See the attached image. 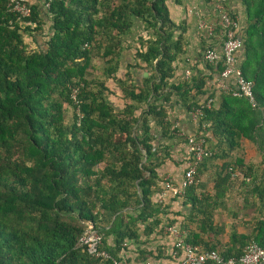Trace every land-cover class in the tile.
Segmentation results:
<instances>
[{"label": "trees", "instance_id": "1", "mask_svg": "<svg viewBox=\"0 0 264 264\" xmlns=\"http://www.w3.org/2000/svg\"><path fill=\"white\" fill-rule=\"evenodd\" d=\"M10 1L0 0V264H112L79 245L89 226L115 259L125 242L138 241L139 226L153 234L162 206L152 198L164 183L157 170L170 154L153 144L150 124L175 137L168 121L172 98L190 114L213 100L199 130L208 125L217 144L209 148L205 140L212 155L198 174L206 161L229 159L241 139L253 145L260 167L226 161L214 181H243L264 213V0H244L249 28L240 69L253 84L255 109L245 99L205 90L221 63L204 62L207 77L169 85L183 45L167 0H29L26 18L10 11ZM134 27L148 39L118 78L124 39ZM142 66L150 75L139 87L130 70ZM110 81L121 109L109 101ZM255 224L251 239L264 247V217ZM187 233L185 242L198 246ZM249 240L233 235L220 254L239 257L234 246Z\"/></svg>", "mask_w": 264, "mask_h": 264}, {"label": "crops", "instance_id": "2", "mask_svg": "<svg viewBox=\"0 0 264 264\" xmlns=\"http://www.w3.org/2000/svg\"><path fill=\"white\" fill-rule=\"evenodd\" d=\"M166 5L169 18L177 28L175 37L181 35L183 45V52L172 64L169 85L176 86L198 76L207 77L210 74L204 72V51L213 48L220 55L222 49L223 30L220 26V13L217 10L218 0H167ZM226 8L237 20V36L243 45L249 28L246 4L244 0H228ZM147 39L146 33L137 30V27L125 37L118 78H123L128 67L136 63L134 60L136 51ZM245 53V47L242 46L236 55L240 68L246 60ZM130 72L136 86L139 87L150 75L144 66ZM217 81L218 75L213 74L211 79L206 80L205 90L212 92L213 88L216 89ZM109 91L111 92L109 101L115 107L123 108L122 96L112 81L109 82ZM214 105L216 108L220 107L219 98H216ZM168 121L171 128L176 130L173 138L164 137L161 128L150 124L153 144L166 148L170 154V158L158 168L157 174L161 182H170L172 188L162 190L161 187L152 198L155 203L162 206L159 215L161 225L150 236L144 235L145 226H139L138 241L125 242L119 257L128 264H180L182 253L173 248L176 238L169 232V227L163 230L170 222L173 229L179 231L184 239L188 237V229L189 237L198 242L197 247L213 246L219 253L231 247L233 235L249 238L247 244L255 242L251 239L255 223L264 217L261 204L253 196H247L243 181L214 180L217 178L218 169L226 161L235 164L241 160L244 166L260 167L262 159L256 149L248 140L241 139L239 148L229 159L204 162L198 180L192 187V194L188 198H183L177 196L176 192L181 185L184 162L190 156L186 138L201 135L207 140L209 148L215 147L217 141L208 125H203L199 130V121H194L176 98H172L168 105ZM107 244L112 245L111 238L107 239ZM202 248L200 249L203 250ZM244 248L239 249L238 244L234 246V250L240 252Z\"/></svg>", "mask_w": 264, "mask_h": 264}, {"label": "built area", "instance_id": "3", "mask_svg": "<svg viewBox=\"0 0 264 264\" xmlns=\"http://www.w3.org/2000/svg\"><path fill=\"white\" fill-rule=\"evenodd\" d=\"M228 0H218L217 10L220 13V26L223 30V42L221 54L219 55L213 48H207L203 54V60L210 66L222 65V71L218 75L216 89L218 92L229 94L233 98L245 99L251 108H257V101L254 96L253 84L246 80L240 67L237 65L236 55L242 49V42L237 36V20L226 8ZM29 0H11L9 9L12 13L22 18L29 17ZM48 8V4H46ZM74 92L73 99H75ZM213 100L207 99L198 109L191 113L194 121H199L204 117V111L210 110ZM189 150V158L184 162L185 169L177 196L183 197L185 192L195 185L197 181L198 168L206 158H210L212 153L206 149L205 139L201 135L186 138ZM172 186L165 181L162 190H169ZM176 238L175 249L182 253L180 264H264V247L258 243L249 242L239 257H223L218 251H204L197 246L185 242L181 233L173 228L168 229ZM79 245L86 248L87 254L98 261H110L112 264H128L119 256L112 258L103 248V236L89 226L79 239Z\"/></svg>", "mask_w": 264, "mask_h": 264}, {"label": "rangeland", "instance_id": "4", "mask_svg": "<svg viewBox=\"0 0 264 264\" xmlns=\"http://www.w3.org/2000/svg\"><path fill=\"white\" fill-rule=\"evenodd\" d=\"M28 42H29V41H28ZM28 42H27V43H28Z\"/></svg>", "mask_w": 264, "mask_h": 264}]
</instances>
